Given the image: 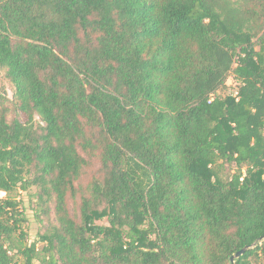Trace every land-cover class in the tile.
<instances>
[{
    "label": "trees",
    "instance_id": "obj_1",
    "mask_svg": "<svg viewBox=\"0 0 264 264\" xmlns=\"http://www.w3.org/2000/svg\"><path fill=\"white\" fill-rule=\"evenodd\" d=\"M0 71V264H264V0H0Z\"/></svg>",
    "mask_w": 264,
    "mask_h": 264
},
{
    "label": "rangeland",
    "instance_id": "obj_2",
    "mask_svg": "<svg viewBox=\"0 0 264 264\" xmlns=\"http://www.w3.org/2000/svg\"><path fill=\"white\" fill-rule=\"evenodd\" d=\"M235 86L236 87L238 86L237 83L233 80V78H230L227 82V88L233 89ZM227 92H228V89H226L223 92H220L221 96H225ZM0 96H6L8 98H10L12 96L11 87L7 83V80L5 79V73L2 71H0ZM6 196H7L6 193L0 192L1 198H5ZM15 197L18 200H20L21 198H24V200H25V206L27 208L26 214L30 220L29 223L25 226V231L30 234V236L27 239L28 242H34L37 239L41 225L39 223H37V220L35 219L34 212L32 211L30 204L28 202L27 194L26 193H19V194L16 193ZM43 246H44V244L39 243L37 245L38 250L41 251ZM22 260H23L22 258L19 259V264H21Z\"/></svg>",
    "mask_w": 264,
    "mask_h": 264
},
{
    "label": "water",
    "instance_id": "obj_3",
    "mask_svg": "<svg viewBox=\"0 0 264 264\" xmlns=\"http://www.w3.org/2000/svg\"><path fill=\"white\" fill-rule=\"evenodd\" d=\"M264 243V238L261 240V244ZM255 248V245L254 246H251V247H246L244 249H242L241 251H239L237 254H235L232 258H231V264H234L235 260L236 259H239L242 255H244L247 251L251 250Z\"/></svg>",
    "mask_w": 264,
    "mask_h": 264
},
{
    "label": "built area",
    "instance_id": "obj_4",
    "mask_svg": "<svg viewBox=\"0 0 264 264\" xmlns=\"http://www.w3.org/2000/svg\"><path fill=\"white\" fill-rule=\"evenodd\" d=\"M230 93L236 96L238 94L237 89L233 88L230 90Z\"/></svg>",
    "mask_w": 264,
    "mask_h": 264
}]
</instances>
